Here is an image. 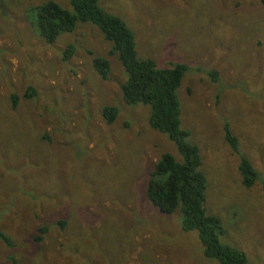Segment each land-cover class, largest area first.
Masks as SVG:
<instances>
[{"label": "rangeland", "instance_id": "obj_1", "mask_svg": "<svg viewBox=\"0 0 264 264\" xmlns=\"http://www.w3.org/2000/svg\"><path fill=\"white\" fill-rule=\"evenodd\" d=\"M44 1L0 0V229L12 242H0V264H217L202 256L194 231L179 232L176 211L161 214L144 194L159 155L180 156L150 128L146 105L123 102L125 74L110 43L90 22L46 42L34 26ZM53 1L72 11L69 0ZM98 5L130 30L137 56L157 67L186 65L176 88L179 120L198 149L205 211L219 218L223 243L243 251L247 264H264L262 0ZM93 56L107 59L105 78ZM105 105L116 108L110 123ZM223 123L258 173L249 187Z\"/></svg>", "mask_w": 264, "mask_h": 264}, {"label": "trees", "instance_id": "obj_2", "mask_svg": "<svg viewBox=\"0 0 264 264\" xmlns=\"http://www.w3.org/2000/svg\"><path fill=\"white\" fill-rule=\"evenodd\" d=\"M264 5V0H262ZM71 12L56 1L46 0L34 11L35 30L46 42L54 41L60 33L71 31L77 22H90L100 29L105 40L110 43L108 54H114L123 68L125 78L120 85L121 98L128 106L143 104L148 107V125L153 130L166 134L173 142L180 160L163 152L153 164L144 186L147 200L161 213L171 215L176 211V226L179 232L194 231L204 258L217 264H247L243 251L220 240L222 225L217 216L207 213L204 208L205 177L199 165L196 145L185 139L187 131L179 120V104L176 88L186 70L181 62L170 67H157L152 59L137 56L130 30L115 14L103 10L98 0H69ZM73 47L68 44L64 52L71 54ZM91 66L102 78L109 71L105 57H91ZM209 75L215 79L214 72ZM32 92L30 87L23 96ZM11 108L16 105L17 96L10 93ZM105 122L110 123L116 114L114 106L102 108ZM223 139L231 150L238 153L237 139L223 123ZM237 171L240 183L249 187L258 179L257 171L249 160L238 153ZM261 185L264 189V180ZM46 226L37 228L38 233ZM37 236L36 239H39ZM0 242L9 246V236L0 229Z\"/></svg>", "mask_w": 264, "mask_h": 264}]
</instances>
